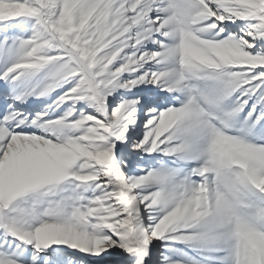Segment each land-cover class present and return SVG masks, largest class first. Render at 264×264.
<instances>
[{"label":"snow or ice","instance_id":"obj_1","mask_svg":"<svg viewBox=\"0 0 264 264\" xmlns=\"http://www.w3.org/2000/svg\"><path fill=\"white\" fill-rule=\"evenodd\" d=\"M0 264H264V0H0Z\"/></svg>","mask_w":264,"mask_h":264}]
</instances>
